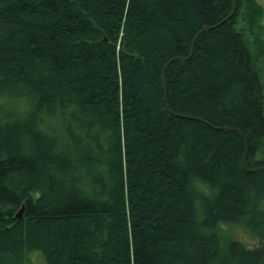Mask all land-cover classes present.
<instances>
[{"label":"trees","instance_id":"obj_1","mask_svg":"<svg viewBox=\"0 0 264 264\" xmlns=\"http://www.w3.org/2000/svg\"><path fill=\"white\" fill-rule=\"evenodd\" d=\"M232 9L0 0V264H264V12Z\"/></svg>","mask_w":264,"mask_h":264},{"label":"rangeland","instance_id":"obj_2","mask_svg":"<svg viewBox=\"0 0 264 264\" xmlns=\"http://www.w3.org/2000/svg\"><path fill=\"white\" fill-rule=\"evenodd\" d=\"M256 3L263 8V12H264V0H256ZM239 20H241V22H242V17H239ZM241 24L243 27L245 26L244 23H241ZM261 25L264 28V15H263V18L261 20ZM263 41H264V38H263ZM248 42L252 47V49L250 47L251 53L253 54V52H254V54L256 55L255 45H254L253 39L250 36H249ZM256 64H257V67L259 68L260 80H261V84H262L263 90H264V59L258 61ZM34 196L36 197L35 193H34ZM222 235H223V240L225 242L232 241V240H239V241H242L245 244H247V246H254L255 244L258 243L257 238L246 236V234L239 232V230H237L236 228L229 227V226L223 227V234ZM26 257H27V264H46L44 259L42 257H40V254H38V253L29 252V253H27Z\"/></svg>","mask_w":264,"mask_h":264},{"label":"bare ground","instance_id":"obj_3","mask_svg":"<svg viewBox=\"0 0 264 264\" xmlns=\"http://www.w3.org/2000/svg\"><path fill=\"white\" fill-rule=\"evenodd\" d=\"M204 29V28H203ZM194 41H192V43H193ZM191 51H192V47H191V50H190V52H189V55H188V57L190 56V54H191ZM179 61H181V60H185L184 58H180V59H178ZM165 68H166V64L163 66V68H162V76H164L163 74H165ZM258 74H259V68H258ZM259 81H260V83H261V80H260V74H259ZM162 82H163V80H162ZM263 92H264V90H263ZM164 98L166 97V90H165V93H164ZM165 105V107H166V104H164ZM242 166L244 167V160H242ZM23 207V206H22ZM24 209V208H23ZM19 213V210L16 212V214H15V219H20V218H22V215H23V212H22V215H21V217H19V218H17L16 217V215Z\"/></svg>","mask_w":264,"mask_h":264},{"label":"water","instance_id":"obj_4","mask_svg":"<svg viewBox=\"0 0 264 264\" xmlns=\"http://www.w3.org/2000/svg\"><path fill=\"white\" fill-rule=\"evenodd\" d=\"M234 10H235V0H233V9H232L231 13L228 15L227 18H229V17L232 15V13H233ZM227 18H226V19H227ZM226 19H225V20H226ZM207 30H208L207 27H205V28L203 29V31H207ZM163 75H164V74H163ZM162 80H163V87H164V89H165V87H166V82H165L164 76H162ZM225 130H226V129H225ZM22 212H23V207L20 208L19 213L16 215V217H17V218L21 217Z\"/></svg>","mask_w":264,"mask_h":264}]
</instances>
